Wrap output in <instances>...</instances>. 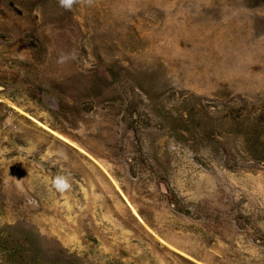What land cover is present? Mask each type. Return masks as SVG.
<instances>
[{"label": "rangeland", "instance_id": "374dc122", "mask_svg": "<svg viewBox=\"0 0 264 264\" xmlns=\"http://www.w3.org/2000/svg\"><path fill=\"white\" fill-rule=\"evenodd\" d=\"M0 264H264V0H0Z\"/></svg>", "mask_w": 264, "mask_h": 264}, {"label": "clouds", "instance_id": "9594fccd", "mask_svg": "<svg viewBox=\"0 0 264 264\" xmlns=\"http://www.w3.org/2000/svg\"><path fill=\"white\" fill-rule=\"evenodd\" d=\"M60 6L65 9H70L73 3V0H59ZM55 187L59 190H64L68 187L66 180L63 177H57L53 181Z\"/></svg>", "mask_w": 264, "mask_h": 264}]
</instances>
